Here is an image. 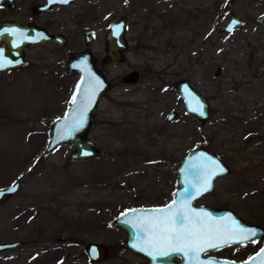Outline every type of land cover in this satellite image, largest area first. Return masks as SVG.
I'll use <instances>...</instances> for the list:
<instances>
[{"label":"rangeland","instance_id":"obj_1","mask_svg":"<svg viewBox=\"0 0 264 264\" xmlns=\"http://www.w3.org/2000/svg\"><path fill=\"white\" fill-rule=\"evenodd\" d=\"M31 1L17 0L15 10L1 15L26 22ZM164 1H89L94 13L108 8L110 20L126 16L127 40L124 59L102 66L112 87L88 134L98 146L94 157L69 158L70 144L42 152L49 123L68 105L76 78L66 75L58 90L50 67L61 49L30 46V65L0 78V187L21 180L0 205V240L21 242L0 252V264H115L89 261L85 242L122 246L123 235L109 220L132 203L133 190L153 187L157 169L173 167L197 146L230 168L206 198L264 199V21L255 20L264 0H195L190 17L176 0L167 26ZM226 1L232 6L224 12ZM230 14L245 24L219 31ZM78 29L67 25L69 33ZM133 70L137 79L122 82ZM179 78L205 96L204 122L184 110L173 87ZM169 108L179 114L171 123L164 120Z\"/></svg>","mask_w":264,"mask_h":264},{"label":"flooded vegetation","instance_id":"obj_2","mask_svg":"<svg viewBox=\"0 0 264 264\" xmlns=\"http://www.w3.org/2000/svg\"><path fill=\"white\" fill-rule=\"evenodd\" d=\"M44 1L45 0H32L31 3H29V14L31 15V18H29L26 22L39 25L48 33H62L66 38L64 44L58 45L56 43L46 41L36 45H27L23 51L24 62L20 65L0 70V78H2L3 74L11 73L28 67L30 62L25 56L26 48L42 44H47L63 51L62 55L64 54V57L60 55L57 60L55 59L53 61V64L50 67L52 76L59 80L58 90L63 89L64 87L61 83L63 77L68 74L77 75L75 70L68 69L65 64V59L71 52L87 49L93 57L94 66L99 68L101 71L103 70V65H106L108 62H113V60L104 62L101 61L104 56L103 47L105 34L108 30L109 23L113 20H110L108 8L104 9L101 13H94V11L91 10V7L88 6V4H90V0H71L67 3H52L44 11H36L34 9L35 7L31 9L32 5L42 4ZM175 1L176 0L164 1L166 2V9H164L166 12L163 11V17H165L163 25L165 26L172 25V22L175 19V13L168 11L172 5H174ZM94 3H92V6H94ZM180 4L184 6L181 9L184 15H188V17H190L191 12L192 16L195 15V4H197L195 0H181ZM16 5L17 0H14V6L11 8H8L1 3L0 21L8 19L18 21V19L15 17H3L1 15L2 10H8L11 12L15 10ZM36 18L41 19L42 23L37 22V20H35ZM124 19L125 35L126 16H124ZM72 24H77L79 27L76 34L72 33V31H70V33L67 31V25ZM73 34H75L74 38ZM108 81L110 82V80ZM110 84L112 87V82H110ZM110 89L101 94L98 103ZM171 110L174 109L169 108V110H167V112L164 114V120L167 123L173 122L179 116L178 112L174 110L175 116L171 119H166V114ZM96 112L97 108L94 112V124L97 117ZM186 152L187 151H185V153ZM216 155L225 165H227L218 154ZM179 158L176 159L175 165L173 167H167L164 171H158L157 169V182H154L153 187L139 189V192L148 191L143 196L139 194V192H135L136 190H133V195L135 198L133 199L132 203L126 206V210L130 208H140L144 210L141 214L132 213L126 216V231L122 228L111 225L113 228L121 232L123 235V240L126 236L129 245L126 244L125 246L122 240V246L119 245L107 248L104 258L100 261L93 262L99 263L101 261L113 259L116 261L115 264H259L258 256H255V254L259 251L261 245V239L258 236V227L264 228V199L243 197H231L223 199L206 198V196H209L214 191L215 180L229 172L230 168L228 165V171L226 173L214 176L212 179V189L207 193L194 197L188 201L187 207L190 212H200L203 214L201 215L203 216V219L206 217L215 218L218 221V224L217 227H214L215 232L213 234L211 233V235H214L218 239L220 238L222 229H225V231L232 234L229 241L217 243L218 240H211L209 236H206L198 243V245H196L197 247L203 248V251H200L198 254L187 252V249H185L187 254H185V252L173 251L171 250L172 246H169L163 242L157 243L153 241L151 244L145 242L148 240L151 234L144 230L146 228L144 222L148 219H154L160 216L161 214L158 210H167L169 205H172L173 209L180 207L181 197L178 196L177 193H182L183 191L180 192L178 189L179 181L177 177V161ZM261 159L264 162V155L261 157ZM187 180H189V176L187 177ZM19 187L8 198L16 194ZM174 200L176 201L175 204H173ZM2 203H0V205ZM201 207H210L212 210L202 213V210L199 209ZM149 208H156V213L145 214V211L149 210ZM233 221H235V225L233 224ZM203 224L205 227L210 226L205 225L204 222ZM197 227H199V224H197ZM241 228L244 229V232L239 230ZM252 231L256 233L255 236H251L249 234ZM245 236H247V238H245ZM134 238H137L138 242H134ZM209 244H216L217 247H210ZM161 251H167L168 255H160ZM150 252L153 253V255H149Z\"/></svg>","mask_w":264,"mask_h":264},{"label":"water","instance_id":"obj_3","mask_svg":"<svg viewBox=\"0 0 264 264\" xmlns=\"http://www.w3.org/2000/svg\"><path fill=\"white\" fill-rule=\"evenodd\" d=\"M71 0H45L42 4H35L31 9L44 11L52 3H67ZM8 8L14 6V0H0V4ZM231 3L226 1L222 7L224 12L231 8ZM256 21H264V13L255 17ZM245 20L230 14L228 20L221 25L218 30L229 32L233 27H239L245 24ZM125 19L123 15L113 19L109 23L108 30L104 38V61H122L124 51L127 47V41L124 35ZM14 30V31H13ZM0 53L7 63L0 65V70L20 65L24 62V49L27 45H36L42 42L50 41L58 45H63L66 38L62 33H48L39 25L29 22H18L13 19L0 21ZM68 69L77 72L76 78L72 83L69 92L68 105L62 114L53 119L49 124L48 135L44 141L42 152L46 153L56 146L70 144L71 148L68 156L71 159H81L94 157L98 152V146L92 140L88 133L94 127V112L101 94L110 89L111 84L104 73L94 66L93 57L87 49L71 52L65 59ZM217 72V70L215 71ZM137 79V71L133 70L121 76L122 82H134ZM174 88L180 96L184 110L196 118L200 123L208 118V103L205 96L196 90L186 78L176 79L173 83ZM175 116V111L171 110L166 114V119ZM223 168L224 171H220ZM228 171L219 157L208 151L202 146L190 148L177 161V177L179 181V191L191 185H199L201 179L207 178L209 187L207 191L198 193L195 197L203 195L212 189V179L214 176L224 174ZM189 176V180L187 177ZM21 180H15L5 186L0 187V203L7 199L19 187ZM194 190V189H193ZM198 209V208H196ZM202 213L212 210L210 207H201ZM144 209L130 208L120 212L117 216L109 220V224L122 228L126 231V216L132 213H143ZM156 208H149L145 214H155ZM200 213V212H198ZM203 215V214H202ZM217 218V217H216ZM195 219L202 220L205 225L211 226V233L215 232L218 221L215 218H205L203 216ZM258 236L261 239L258 256V263L264 264V228L258 227ZM238 234V233H237ZM232 234L222 229L220 238L210 235L211 240H218L217 243L229 241ZM208 237V236H207ZM138 242L137 238L133 239ZM20 240H0V252L20 244ZM124 245H129L126 236L123 240ZM137 245V244H136ZM84 253L91 262L100 261L107 252L105 244L96 241H87L84 246Z\"/></svg>","mask_w":264,"mask_h":264},{"label":"snow or ice","instance_id":"obj_4","mask_svg":"<svg viewBox=\"0 0 264 264\" xmlns=\"http://www.w3.org/2000/svg\"><path fill=\"white\" fill-rule=\"evenodd\" d=\"M4 63L7 62L3 60L2 53H0V65ZM220 171L222 172L224 169L221 168ZM197 179L200 180L199 185L185 187L182 193H177V195L181 197L179 208L173 209L172 205H169L167 210H158L161 214L160 216L154 219H148L144 222L146 225L144 230L151 234L148 240L145 241L146 243L151 244L153 241L157 243L163 242L172 246L171 250L177 252H185V249H187V252L198 254L200 251H203V248L197 247L196 245L206 236L211 235V226L205 227L202 220L198 221L195 219L196 217H201L202 214L190 212L187 207L188 201L193 199L198 193L208 190V179H201L200 177H197ZM175 203L176 201L174 200L173 204ZM197 224H199V227H197ZM233 224L235 225V221H233ZM239 230L244 232L242 228ZM249 234L251 236L256 235L254 231ZM245 238H247V236H245ZM209 246L217 247L216 244H209ZM187 252H185V254H187ZM149 255H153V253L150 252ZM160 255H168V252L161 251Z\"/></svg>","mask_w":264,"mask_h":264}]
</instances>
